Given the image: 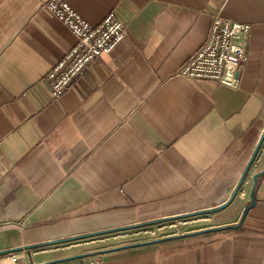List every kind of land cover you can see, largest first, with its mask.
Returning a JSON list of instances; mask_svg holds the SVG:
<instances>
[{
    "label": "crops",
    "instance_id": "obj_1",
    "mask_svg": "<svg viewBox=\"0 0 264 264\" xmlns=\"http://www.w3.org/2000/svg\"><path fill=\"white\" fill-rule=\"evenodd\" d=\"M41 1L0 0V257L236 204L215 230L59 263L264 264V0H63L125 30L58 98L43 77L74 38ZM215 12L251 26L236 88L176 75Z\"/></svg>",
    "mask_w": 264,
    "mask_h": 264
},
{
    "label": "built area",
    "instance_id": "obj_2",
    "mask_svg": "<svg viewBox=\"0 0 264 264\" xmlns=\"http://www.w3.org/2000/svg\"><path fill=\"white\" fill-rule=\"evenodd\" d=\"M40 7L61 22L74 38L73 46L43 77L51 98H58L93 62L112 51L124 35L125 23L109 12L100 23L92 25L63 0H42ZM250 32L249 24L231 21L219 12L213 13L205 43L185 61L176 75L238 87ZM28 256L9 253L0 257V264H63L34 263Z\"/></svg>",
    "mask_w": 264,
    "mask_h": 264
},
{
    "label": "rangeland",
    "instance_id": "obj_3",
    "mask_svg": "<svg viewBox=\"0 0 264 264\" xmlns=\"http://www.w3.org/2000/svg\"><path fill=\"white\" fill-rule=\"evenodd\" d=\"M233 207H236L237 210H239L236 204H232L231 207L227 211H224L223 214L211 212L202 215L176 217L156 222H146L133 226H125L123 228H115L113 230L100 233L91 239H87L86 237H77L71 239L69 242H61L59 244H50L45 246H32L31 249L22 248L18 251L9 253H18L24 257L25 255H29L28 257L30 258V261L39 263L46 259L55 256L58 257L62 254L70 252L69 250L75 251L70 254H76L83 253L85 251L102 250L104 248H120L121 246L130 245L135 242L151 241L156 238L178 235L218 226L219 222L226 220L227 215L228 217L230 216V212ZM240 214L241 213H239L238 216H235V212L231 220H238L240 218ZM24 250L26 252H23Z\"/></svg>",
    "mask_w": 264,
    "mask_h": 264
},
{
    "label": "water",
    "instance_id": "obj_4",
    "mask_svg": "<svg viewBox=\"0 0 264 264\" xmlns=\"http://www.w3.org/2000/svg\"><path fill=\"white\" fill-rule=\"evenodd\" d=\"M260 175H262V173H257L253 176V186L251 188V191H250V194H249V198H250V201H251V204H248L246 205L242 210H241V217L245 215L246 211L248 209H250L254 203H255V200H254V197H253V193H254V190H255V187H256V184H257V177H259ZM198 214H201V213H204V212H197ZM167 219H172V218H167ZM165 219V220H167ZM156 221H160V220H153V221H150V222H156ZM231 226V225H229ZM217 229V227H212V228H207L206 230L203 229V231H207V230H215ZM179 235H172V236H166V237H161V238H156L154 240H149V241H142V242H135L133 244H130V245H125V246H121L120 248H123V247H128V246H138V245H144V244H149V243H153V242H159L163 239H168L170 237H178ZM63 242L62 240H57V241H53V242H48V243H41V244H35V245H29V246H25V247H18V248H12L10 249L8 252H15V251H18L22 248L24 249H31L32 246H45V245H50V244H59ZM87 254H74V255H71V256H67V257H64V258H57V259H53L52 261H50V263H54V262H61V261H65V260H74V259H77V258H81L83 256H85Z\"/></svg>",
    "mask_w": 264,
    "mask_h": 264
}]
</instances>
